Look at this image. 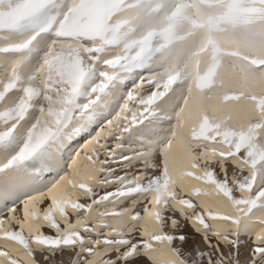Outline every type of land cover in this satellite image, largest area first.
<instances>
[{
	"label": "snow or ice",
	"instance_id": "obj_1",
	"mask_svg": "<svg viewBox=\"0 0 264 264\" xmlns=\"http://www.w3.org/2000/svg\"><path fill=\"white\" fill-rule=\"evenodd\" d=\"M0 264H264V0H0Z\"/></svg>",
	"mask_w": 264,
	"mask_h": 264
},
{
	"label": "rangeland",
	"instance_id": "obj_2",
	"mask_svg": "<svg viewBox=\"0 0 264 264\" xmlns=\"http://www.w3.org/2000/svg\"><path fill=\"white\" fill-rule=\"evenodd\" d=\"M185 231L188 232L189 234H191V230L190 229L185 228ZM196 242L197 243L199 242V237L196 238ZM191 244H192V241H190L189 244L186 247L190 248L191 247ZM201 247H203L202 244H201Z\"/></svg>",
	"mask_w": 264,
	"mask_h": 264
}]
</instances>
